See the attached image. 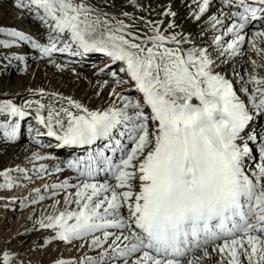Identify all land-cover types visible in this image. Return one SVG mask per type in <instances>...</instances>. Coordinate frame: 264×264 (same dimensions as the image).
Wrapping results in <instances>:
<instances>
[{"label":"snow or ice","instance_id":"1","mask_svg":"<svg viewBox=\"0 0 264 264\" xmlns=\"http://www.w3.org/2000/svg\"><path fill=\"white\" fill-rule=\"evenodd\" d=\"M125 3L134 11L8 0L36 28L0 27L10 50L0 73L26 70L25 47L57 72L70 65L60 56L105 59L87 99L43 89L0 98V145L26 137L33 165L31 175L0 170V189L56 177L20 200L50 201L33 221L46 233L38 247L79 253L52 264H264V0H192L197 32L171 5L153 20L134 14L145 11L138 0ZM0 264L25 261L4 248Z\"/></svg>","mask_w":264,"mask_h":264},{"label":"bare ground","instance_id":"2","mask_svg":"<svg viewBox=\"0 0 264 264\" xmlns=\"http://www.w3.org/2000/svg\"><path fill=\"white\" fill-rule=\"evenodd\" d=\"M117 2L121 3V7L118 10H116L115 7L107 10L116 14H119L120 10L129 12L134 11L125 3V0H114L115 6ZM138 3L144 7L145 11L134 14L143 15L153 20L163 19V17L159 15L162 5H171L172 10L177 12V23L183 25L184 30H190L192 32L199 31L195 22L191 20L189 15L190 9L195 8V4L192 3V0H138ZM0 27H14L25 33H32L36 28V24L27 16L22 19L17 18L10 8L8 0H0ZM3 39L9 38L0 35V40ZM14 50L15 49L12 51ZM9 51L10 50L0 48V56H3ZM21 51L29 53V69L26 70V74L23 77H0V93L8 94L7 97L0 98H13L17 103H20L22 98L27 97L28 89H43L46 92H59L77 99H87L92 96L94 85L97 81V78L93 75L96 69H94L95 66H92L90 70H87L85 67L93 65L96 62L100 63L103 58L102 55L93 54L89 55L87 58L60 56L58 62L63 63L65 60H68L70 61V65L63 72H57L55 68L46 61L36 59L35 54L31 53V50L26 47L22 48ZM95 55L98 56L97 59H94L92 63L89 64L87 61L91 60ZM252 56L255 58L254 53ZM98 67H101V64ZM245 67L251 70L247 63H242L238 66V71ZM12 69L14 70L15 67L10 68L6 73H0L1 76L7 75ZM257 71L259 72L261 70L257 69ZM12 83L15 84L13 85ZM94 102L95 98H93V103ZM0 119H2V117ZM28 123H34L31 117L24 122V124L27 125ZM29 147L30 145L26 137L14 147L0 145V170L4 168H15L19 165L20 167H26L29 170V175H31L33 165L26 161V157L30 155V151H26V148ZM47 151H52L54 155L58 156L59 160H63L67 156L63 151L59 153H56L54 150ZM55 162L56 161H40L38 164L45 163L51 166ZM12 175L18 176L19 174L12 173ZM55 178V176L51 178L44 176L42 180H36L34 178V182L32 183L22 179L18 180V183L27 184V186L14 187L13 189L16 190L14 193L13 189H0V249L7 248L15 253H19L20 257L25 261V264H52L54 259L61 257L72 258L79 255L75 250L70 251L63 245H51L44 248L37 246L46 233L43 231H32L33 221L43 214L44 209L48 208L50 204L49 200H45L43 203L36 205H31L26 202L25 207L20 206L21 198L30 197L32 195V188H41L45 182L51 184L55 181ZM0 183H3V178H0ZM11 200H15V203H10L9 201ZM29 217H31V219H29Z\"/></svg>","mask_w":264,"mask_h":264},{"label":"rangeland","instance_id":"3","mask_svg":"<svg viewBox=\"0 0 264 264\" xmlns=\"http://www.w3.org/2000/svg\"><path fill=\"white\" fill-rule=\"evenodd\" d=\"M121 7V3L120 2H117L116 3V6H115V9L116 10H118L119 8ZM94 59H91L88 63L90 64V63H92V61H93ZM0 63L1 64H3V63H7V61L6 62H4L3 60H0ZM87 63V64H88ZM90 67V66H89ZM27 69H29V65H28V67L26 68V70ZM26 70L24 71V72H20V71H18V69L15 67V69L13 70H11V71H9V73L7 74V75H2L1 76V74H0V77H7V76H12V77H15V78H18V77H23V76H25V74H26ZM13 85L15 84V83H12ZM1 118V117H0ZM25 125V127H27V124H24ZM16 190L15 189H13V193L15 192Z\"/></svg>","mask_w":264,"mask_h":264}]
</instances>
